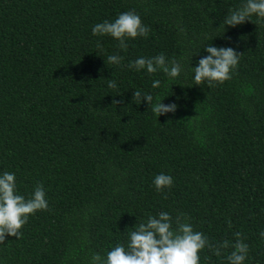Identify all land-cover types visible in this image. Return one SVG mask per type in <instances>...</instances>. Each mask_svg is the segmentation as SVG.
Returning <instances> with one entry per match:
<instances>
[{"label":"trees","instance_id":"obj_1","mask_svg":"<svg viewBox=\"0 0 264 264\" xmlns=\"http://www.w3.org/2000/svg\"><path fill=\"white\" fill-rule=\"evenodd\" d=\"M245 2L0 0V175L15 173L26 200L42 185L48 202L21 238L6 236L0 264H90L161 212L173 228L183 214L210 244L229 242L220 256L206 246L199 264H229L237 232L249 249L243 264H264V22L253 15L223 29ZM130 10L147 38L122 50L92 34ZM207 45L241 53L231 79L211 87L194 84ZM159 54L180 63L178 77L127 67ZM110 55L123 59L109 64ZM137 90L151 104H137ZM158 100L175 112L156 117ZM160 173L173 178L163 192Z\"/></svg>","mask_w":264,"mask_h":264},{"label":"clouds","instance_id":"obj_2","mask_svg":"<svg viewBox=\"0 0 264 264\" xmlns=\"http://www.w3.org/2000/svg\"><path fill=\"white\" fill-rule=\"evenodd\" d=\"M253 15L257 17L256 23L264 22V0H246L238 9L230 11L223 20V29L224 25L235 27L246 20L251 21L249 18ZM149 31V27L142 23L134 10L119 14L113 22L105 20L92 28L94 36L107 34L115 38L122 50L127 49L128 38H147ZM204 50L208 55L202 57L194 67V84H207L211 87L215 83L231 79V72L237 67L241 53H237L231 47L218 48L212 45H207ZM122 59L123 57L119 55L107 57L109 64L116 65H119ZM127 67L136 71L146 70L148 74L162 71L169 79L178 77L182 71L180 63L174 59L166 62L163 54L151 58L140 57ZM159 86V80L153 81V88ZM108 87L115 89L116 82L109 80ZM132 98L137 104L143 99L149 105L153 100L151 94H142L138 90L134 91ZM161 100L152 107L156 117L175 112L177 107L175 103L163 104ZM120 102L112 101L115 105ZM153 184L157 192H163L172 186L173 178L160 173L154 177ZM47 209L48 202L42 185L36 186L31 198L26 200L24 196L16 194L15 173L4 172L0 175V244L4 243L6 236L21 238L20 229L26 224L29 215ZM183 219V214L177 216L176 227L173 228V221L168 213L161 212L158 218L149 216L146 222L139 223L136 230L129 233L127 247L117 244L107 252L106 258L99 253H92L90 264H199L198 253L206 246L216 256L221 255V249L229 247L227 240L218 246L210 244L202 232L194 231L191 224L182 222ZM234 235L237 237L232 245L234 250L228 255L227 260L229 264H243L249 251L248 245L239 239L241 236L239 232ZM260 235L264 238V231Z\"/></svg>","mask_w":264,"mask_h":264}]
</instances>
